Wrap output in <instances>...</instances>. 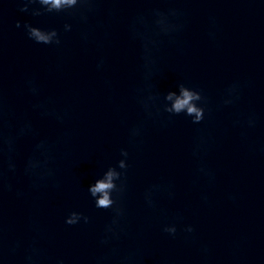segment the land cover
<instances>
[{
  "label": "clouds",
  "instance_id": "9594fccd",
  "mask_svg": "<svg viewBox=\"0 0 264 264\" xmlns=\"http://www.w3.org/2000/svg\"><path fill=\"white\" fill-rule=\"evenodd\" d=\"M21 7L19 8L20 12L29 13L32 16H42L45 13H71L72 10L80 11V19L83 21H87V13L96 11V4L99 0H19ZM31 5H39V7H30ZM180 13L177 9L170 8L167 12L161 11L160 9L152 10V21L151 24L154 25L155 29L158 30L159 33L170 34L175 31H179L183 24L174 22V18H178ZM135 23L145 24L147 25L149 22L145 17L140 16L137 18V21L134 22L132 26V31L134 36H142L136 30ZM16 27L20 28V21L16 22ZM23 28L26 31V34L29 39L33 40L37 44L44 45H60V33L57 29H43L37 26H33L31 23L25 22L23 24ZM72 25L65 24L64 31H71ZM210 35H212L210 33ZM87 38L85 34V39ZM145 48V66L147 67L150 64L155 63V61L149 55V47L148 42L144 43ZM103 61L97 65V67H101ZM151 75L148 73L146 75V79ZM28 91H30L33 95L38 94V88L35 85V82L32 79L27 81ZM176 91H169L163 95V101L160 105H157V101L159 100V96L154 94L151 91L152 85L148 86L147 94L141 95L138 98V102L142 105L145 112L149 117L153 115V108L156 110V114L161 112L168 113L169 117L178 116L180 114H184L187 117L191 118V122L193 124L201 123L205 118V105L207 103L206 97L203 95L202 91L196 90L194 88H190L186 86L184 83H179ZM144 92L143 89L140 90ZM238 85H232L226 90V97L223 100L225 105L232 104L235 99H238ZM34 107L44 109L45 114H53L48 111L46 105L39 104ZM4 104L3 99L0 97V156H2L7 151L8 162H7V170L9 172L16 171V164L14 163L11 153L15 151L16 141L19 137L24 136L31 132L32 126L30 122H26L15 135L11 133L5 135L3 131L4 126ZM56 118L62 120L63 117L56 113ZM248 125L250 127L255 125V120L253 118H249ZM132 138H135L141 135V128L134 127L130 133ZM37 150L44 155L47 152L46 142L42 141L36 145ZM120 155L123 157L118 160L115 166H110L104 171L103 175L96 179V181L88 187V193L94 199L95 207L99 209H112L113 217L111 223L108 224L105 228L104 238L101 240V243L107 244L112 239H119L120 233L124 231L123 226L121 224V220L125 216V210L119 203L123 194L126 191V171L129 167L127 163V157L129 155L126 149L120 150ZM50 157L45 156L44 160L39 159L37 156L33 155L30 157L24 167V172L29 176H50L53 174L52 169L47 167L48 160ZM45 169L46 171L41 172L39 170ZM200 173L204 175H210L204 168H200L198 170ZM6 178V174L3 170V167L0 166V189L4 186V181ZM33 186H36L35 183ZM11 184L7 185L9 191H11ZM159 186H152L145 192V201L149 207H155V203L152 199V194L154 190H157ZM116 194L114 198L113 194ZM172 195V193H169ZM17 195H22V193H17ZM83 221L85 224L89 223L90 218L83 213L72 211L65 218V223L68 225H76ZM162 231L175 236L177 233L176 223L166 224L163 226ZM187 233H192L195 229L188 225L184 229ZM15 247H19L17 244ZM15 248H13V251ZM33 254H38V249H32ZM29 264H33V255H29L26 258ZM130 257H125L122 264H125ZM58 264H63L62 261H58ZM97 264H103V258L97 261Z\"/></svg>",
  "mask_w": 264,
  "mask_h": 264
}]
</instances>
